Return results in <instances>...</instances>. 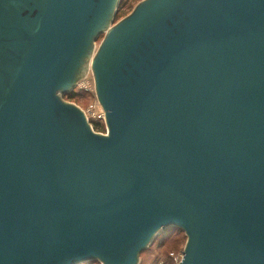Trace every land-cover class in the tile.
Returning <instances> with one entry per match:
<instances>
[{
	"label": "water",
	"instance_id": "water-1",
	"mask_svg": "<svg viewBox=\"0 0 264 264\" xmlns=\"http://www.w3.org/2000/svg\"><path fill=\"white\" fill-rule=\"evenodd\" d=\"M120 1L0 0V264H264V0Z\"/></svg>",
	"mask_w": 264,
	"mask_h": 264
},
{
	"label": "rangeland",
	"instance_id": "rangeland-1",
	"mask_svg": "<svg viewBox=\"0 0 264 264\" xmlns=\"http://www.w3.org/2000/svg\"><path fill=\"white\" fill-rule=\"evenodd\" d=\"M144 0H127L126 9L122 10V14L120 15V19L127 17L130 15L136 6ZM101 39L95 43L96 50L99 48V44L102 40ZM88 62V70L85 76L89 75V77L93 76V72L89 66ZM84 76V77H85ZM82 77L76 83L78 84L84 78ZM92 78V77H91ZM78 93L74 98L67 97V94L62 96L63 100L69 104H74L78 106L82 110H86L90 107V105L94 104L93 100L91 99V95H87L82 93L81 91H75ZM61 95V94H60ZM94 112L98 114H102V109L96 107ZM93 118V119H96ZM171 232L167 233L164 236L163 232L160 233L155 239L151 246H148L147 249L139 256L137 264H178L180 259L182 258L183 251L185 249L187 243V235L179 228H170ZM94 264H102L101 262H97Z\"/></svg>",
	"mask_w": 264,
	"mask_h": 264
},
{
	"label": "built area",
	"instance_id": "built-area-1",
	"mask_svg": "<svg viewBox=\"0 0 264 264\" xmlns=\"http://www.w3.org/2000/svg\"><path fill=\"white\" fill-rule=\"evenodd\" d=\"M91 77H89V75L85 76L81 80V82H79L76 85L74 91H81L82 93H85L89 96L91 95V99L94 98V100H93L94 104L90 105V107L87 109V111L86 110L85 111L83 110V111L85 112L89 122L90 121H99V123L105 125V118H104L103 110H102V114L101 115L99 114V117H97V118H96V116H98V114H96L94 112L96 107L101 108V106H100L98 99H97V96H96L95 79L93 76H91ZM93 118H96V119H93ZM91 126H92V123H91ZM92 128H93V126H92ZM101 134H104V135L107 134L106 126H105V132L101 133Z\"/></svg>",
	"mask_w": 264,
	"mask_h": 264
},
{
	"label": "trees",
	"instance_id": "trees-1",
	"mask_svg": "<svg viewBox=\"0 0 264 264\" xmlns=\"http://www.w3.org/2000/svg\"><path fill=\"white\" fill-rule=\"evenodd\" d=\"M126 7L128 8L127 0H121L117 19L120 18V15L122 14V10L126 9ZM76 95H78V93H76L75 91H72V92L67 94V97H70V98L73 97L74 98ZM90 122L92 123V126L96 132H98V133H104L105 132V125L104 124L99 123V121H90ZM169 230H170V228L163 232L164 236H166L167 233L171 232ZM94 263H97V262H91V263H85V264H94Z\"/></svg>",
	"mask_w": 264,
	"mask_h": 264
},
{
	"label": "flooded vegetation",
	"instance_id": "flooded-vegetation-1",
	"mask_svg": "<svg viewBox=\"0 0 264 264\" xmlns=\"http://www.w3.org/2000/svg\"><path fill=\"white\" fill-rule=\"evenodd\" d=\"M120 3H121V1H120ZM119 7H120V4L118 5V7H117V9H116V15H115V17H114V20H113V23H112L111 27L115 26L118 22H120V21L122 20V19L119 20V18L117 19L118 11H119ZM128 16H129V15H128ZM125 17H126V16H125ZM123 19H124V17H123ZM102 36H103V35H102ZM100 39H101V37H100L96 42H98ZM102 40H103V37H102ZM102 40H101V42H102Z\"/></svg>",
	"mask_w": 264,
	"mask_h": 264
}]
</instances>
